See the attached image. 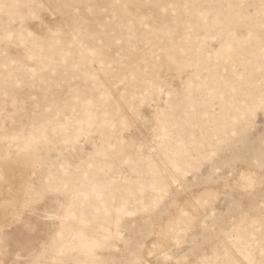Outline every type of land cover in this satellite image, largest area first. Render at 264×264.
I'll list each match as a JSON object with an SVG mask.
<instances>
[{
  "label": "rangeland",
  "instance_id": "rangeland-1",
  "mask_svg": "<svg viewBox=\"0 0 264 264\" xmlns=\"http://www.w3.org/2000/svg\"><path fill=\"white\" fill-rule=\"evenodd\" d=\"M0 264H264V0H0Z\"/></svg>",
  "mask_w": 264,
  "mask_h": 264
}]
</instances>
